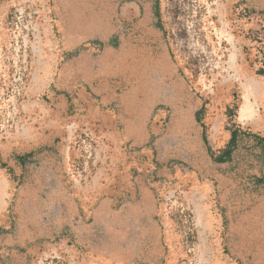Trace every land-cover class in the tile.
I'll list each match as a JSON object with an SVG mask.
<instances>
[{
    "label": "rangeland",
    "instance_id": "1",
    "mask_svg": "<svg viewBox=\"0 0 264 264\" xmlns=\"http://www.w3.org/2000/svg\"><path fill=\"white\" fill-rule=\"evenodd\" d=\"M0 264H264V0H0Z\"/></svg>",
    "mask_w": 264,
    "mask_h": 264
},
{
    "label": "trees",
    "instance_id": "2",
    "mask_svg": "<svg viewBox=\"0 0 264 264\" xmlns=\"http://www.w3.org/2000/svg\"><path fill=\"white\" fill-rule=\"evenodd\" d=\"M236 130H233V131H231V137H230V143H233L234 141H235V137H236ZM229 150H227V151H225L224 153H225V155H228L229 154ZM222 158V157H221ZM220 158V159H221Z\"/></svg>",
    "mask_w": 264,
    "mask_h": 264
}]
</instances>
